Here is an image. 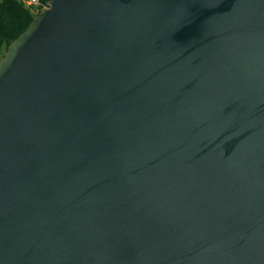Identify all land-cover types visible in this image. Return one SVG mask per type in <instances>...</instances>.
<instances>
[{"label":"water","instance_id":"95a60500","mask_svg":"<svg viewBox=\"0 0 264 264\" xmlns=\"http://www.w3.org/2000/svg\"><path fill=\"white\" fill-rule=\"evenodd\" d=\"M43 6L0 63V264H264V0Z\"/></svg>","mask_w":264,"mask_h":264},{"label":"trees","instance_id":"16d2710c","mask_svg":"<svg viewBox=\"0 0 264 264\" xmlns=\"http://www.w3.org/2000/svg\"><path fill=\"white\" fill-rule=\"evenodd\" d=\"M42 4L39 6V13L43 11V4L50 0H39ZM0 17V53L5 46L9 45L18 38L32 23L36 15L30 8L23 3L7 2L1 9Z\"/></svg>","mask_w":264,"mask_h":264},{"label":"rangeland","instance_id":"374dc122","mask_svg":"<svg viewBox=\"0 0 264 264\" xmlns=\"http://www.w3.org/2000/svg\"><path fill=\"white\" fill-rule=\"evenodd\" d=\"M15 2V3H23L24 0H0V17H2L1 14V9L3 8V6L7 3V2ZM24 4V3H23ZM31 11L37 16L39 14V6H33L30 8ZM45 9V7H43V10ZM7 51V48L4 46L1 53H0V63L5 55V52Z\"/></svg>","mask_w":264,"mask_h":264},{"label":"built area","instance_id":"2783aa9c","mask_svg":"<svg viewBox=\"0 0 264 264\" xmlns=\"http://www.w3.org/2000/svg\"><path fill=\"white\" fill-rule=\"evenodd\" d=\"M23 3L28 8L41 5V2L39 0H24Z\"/></svg>","mask_w":264,"mask_h":264}]
</instances>
